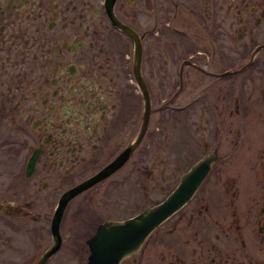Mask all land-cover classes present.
Returning <instances> with one entry per match:
<instances>
[{"label":"flooded vegetation","instance_id":"1","mask_svg":"<svg viewBox=\"0 0 264 264\" xmlns=\"http://www.w3.org/2000/svg\"><path fill=\"white\" fill-rule=\"evenodd\" d=\"M106 1L0 0V264H38L56 244L52 220L60 197L126 149L125 162L95 185L121 171L117 180L125 183L151 181L156 165L147 161L172 121L180 129L176 139L183 136L180 150L188 141L195 145L201 127L204 136L221 137L233 116L224 103L232 101L234 76L264 66L256 56L263 45L242 50L239 66L229 63L232 50L222 49L234 31L245 36L249 16L264 0H142L143 17L128 7L135 0H114L112 17L138 40L112 22ZM183 15L200 26L209 48H196L197 32L187 38ZM261 22L253 17L256 26ZM201 75L212 77V89L215 79L225 82L219 95L211 89L185 95ZM235 96L239 116L257 103L250 95ZM210 153L217 159L192 197L119 264H264V161L225 166L217 149L202 157ZM161 165L164 171L168 160ZM71 200L58 226L59 247L43 264H57L66 245L62 222ZM96 228L72 241L76 248L83 241L86 264ZM65 249L64 257L82 252L72 244Z\"/></svg>","mask_w":264,"mask_h":264},{"label":"rangeland","instance_id":"2","mask_svg":"<svg viewBox=\"0 0 264 264\" xmlns=\"http://www.w3.org/2000/svg\"><path fill=\"white\" fill-rule=\"evenodd\" d=\"M141 2L142 0H135V3L128 7H130V10L136 11V13L140 11L139 13L141 14L138 13V16L143 17L145 13L143 9H140ZM262 11H264V8L257 7L256 13H254L252 17L249 16L245 36L239 38L237 35L239 31H234L232 38L222 43L223 51L228 49L232 50L229 54V63H234L239 66L241 62L239 63L240 60L238 59L242 58V50H248V52H250L259 48L260 45H263V48L256 56L258 59L264 58V14H262ZM253 17H261V24L256 26L253 23ZM233 20L235 22V17H233ZM181 24L183 25L181 28L189 35L187 36L188 39L192 36V32L200 34L198 38L194 39L197 49L202 50L209 48V43L202 34L200 26L193 25V21L189 16L183 15ZM196 27L197 30L194 31ZM222 59H224V57ZM207 69L210 70V68ZM215 69L219 71L222 69V66L216 64ZM211 80L212 77L201 75L199 84L191 86V89H186L185 95L190 97L196 92L202 94L205 90L209 89H211L213 97L219 95L220 91H222L220 88L224 86L225 82L222 81L221 83L219 80L215 79L216 87L212 89L214 85L210 84ZM232 85H234L232 101L231 98L225 99L224 105L227 107L228 111L232 110L233 116L231 120L227 118V130L221 132V137L218 135L214 138L211 136H204V132L202 131L204 127H201V138L198 134L194 135L197 143L194 141V145L192 140L188 141L184 143L185 147L180 150L179 141L183 136L180 137L179 135V138L176 139V134L180 132V129L176 126V122L172 121L167 132L162 130L165 140L161 142L158 138V141L154 142V153L147 161L148 164L152 162V164L156 165L151 181L137 183V181L133 180V182L125 183L124 181L117 180L124 175V172L121 171L119 174H115L105 182L93 186L69 202L65 209L62 222L65 226L63 230L66 235V245L64 249L60 251L62 253L59 252L56 256L58 259L57 264L61 260L64 262V258L65 263L62 264H86L85 245L80 239V244L82 246L79 247L78 245L76 248V245L72 243L75 239V235L76 238H81L87 233L86 236H89L93 233L96 226L104 220H122L131 217L140 212L143 208L160 201L167 191L177 183L181 170L186 171L189 165L211 149H217L218 161L222 163H230V161L238 163L233 166L244 167L250 162L264 161V98H262L264 96V66L260 64L257 65V68L249 69L242 75L234 76ZM237 93H241V96L250 95L251 99L253 98L257 101L256 104H248V110L246 109L243 112L246 114L244 116H239V112L235 111L233 99H235ZM208 95L206 99L207 102L209 100ZM257 97L260 98V101ZM211 102L212 100H210V103ZM221 103L223 104L222 100ZM220 105L221 104H219V106ZM210 107L211 105H207V108L205 107L207 112H209ZM202 109L203 107L201 106H199V108L197 107V111ZM239 111H242L241 105L239 106ZM188 112L193 111L190 110ZM212 117L217 119V123L219 122L220 117L217 116V113ZM190 119L193 120L191 117ZM186 122L192 124L191 121ZM193 122L196 123V118ZM237 130L240 131V136ZM193 137L192 139H194ZM185 139L189 140V137L186 136ZM237 140L238 145L235 147V142ZM204 143L208 144V148H204ZM163 144L166 149L162 147ZM177 148L179 150H177ZM164 159L168 160V166L163 171L161 160L163 161ZM228 171L230 173L231 169L229 168ZM167 174L172 175V178H170L168 182H166L165 179ZM142 179L143 178L136 180L141 181ZM167 185L169 188L165 187ZM67 228H69V231ZM70 244H72V249L74 250L79 248L80 250L82 249L81 254L75 253L70 257L62 256L61 254L66 252L65 247H70Z\"/></svg>","mask_w":264,"mask_h":264},{"label":"water","instance_id":"3","mask_svg":"<svg viewBox=\"0 0 264 264\" xmlns=\"http://www.w3.org/2000/svg\"><path fill=\"white\" fill-rule=\"evenodd\" d=\"M113 1L114 0L106 1V7L112 22L126 31L130 37L138 40L136 34L128 26L120 23L112 17L111 5ZM136 48L137 55H139V42ZM130 151L131 147L126 149L106 167L87 180L72 187L60 197L52 220L53 232H56L57 234L56 244L45 254L38 264H43L44 260L59 247L60 238L58 234V226L62 212L68 201L114 172L125 162ZM216 159L217 157L213 153L207 154L201 158L181 176L180 181L174 190L161 202L144 208L138 214L124 220L108 219L100 223L94 234L87 240V245L90 251L87 259L88 263L119 264L124 257L135 253L146 237L162 221L181 208L192 197L196 189L206 177L211 164L216 161Z\"/></svg>","mask_w":264,"mask_h":264}]
</instances>
